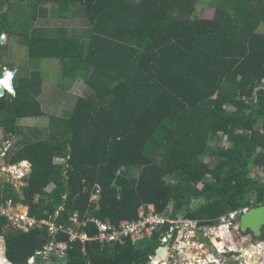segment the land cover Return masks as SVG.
<instances>
[{
	"label": "trees",
	"instance_id": "obj_1",
	"mask_svg": "<svg viewBox=\"0 0 264 264\" xmlns=\"http://www.w3.org/2000/svg\"><path fill=\"white\" fill-rule=\"evenodd\" d=\"M201 4L213 8L211 18L196 16ZM48 18L86 25L69 34L37 24ZM262 24L264 0H0V36L16 37L29 58L60 61L57 95L78 79L87 88L67 115H50L46 137L18 125L46 116L37 100L40 71L24 79L16 72L14 92L0 97L2 139L10 142L0 154L6 166L30 164L24 185L0 181V206L11 199L29 216L64 226L77 212L78 231L90 238L50 236L44 226L17 231L0 215L6 259L45 264L37 252L55 242L65 244V264H142L158 232L100 244L87 219L118 224L139 219L140 208H172L173 218L181 212L212 225L264 204V178L249 176L264 172ZM5 68L14 67L0 57V77Z\"/></svg>",
	"mask_w": 264,
	"mask_h": 264
},
{
	"label": "rangeland",
	"instance_id": "obj_2",
	"mask_svg": "<svg viewBox=\"0 0 264 264\" xmlns=\"http://www.w3.org/2000/svg\"><path fill=\"white\" fill-rule=\"evenodd\" d=\"M196 16L202 17V18H211L213 15V8L204 4H201L197 7L196 10ZM37 24L39 25H59L62 27H65L68 30L69 34H78L80 33L81 30L85 27V23L81 18H76V19H65V20H59V19H54V18H48V19H40ZM258 31H263L264 32V24L260 25L258 28ZM2 37V41L0 44L5 43L6 48L4 50H0V57L3 61L4 64H6L8 67H14L18 74L22 76V79H24V73L27 72V68L31 67L32 69H38L42 73V78L43 79V86H42V93L39 96L40 101L43 104V110L47 113L48 111L56 115V117H63L68 114V112L71 109V105L73 103V100L76 96L82 95L86 91V86L81 80H77L73 86H71L69 89L64 90L62 92L63 97L55 98V94L59 90L60 83H63V78L61 75V69H60V61L57 59H32L29 58L26 54V48L23 44L20 43V41L15 37V38H10L8 36H0ZM12 65V66H11ZM13 68V69H14ZM4 76V73L0 78ZM262 84L264 86V80H262ZM57 100V101H56ZM231 108V107H230ZM49 115H46L44 117L40 118H28L24 117L18 121L19 127L23 130V132H28L31 130L34 126L40 127L41 131L44 129L47 133L48 127H49ZM54 119V118H53ZM2 131L0 128V146H1V151H4L3 144V139H2ZM47 135H44L46 137ZM221 143H226L225 142V137L221 139ZM6 145V143H5ZM7 146V145H6ZM5 146V148H6ZM5 159L2 157V153L0 154V181L7 180L12 178L11 183H13L15 186H21L24 185V180L27 176V174L30 171V166H25L21 162L15 166H6L5 165ZM207 161V158H205ZM262 176L261 178H264V172L258 169H253L252 171L249 172V176L255 177V176ZM250 198L251 202L255 200V195L253 193H250ZM198 203V199H192L190 206L194 207ZM249 208V207H247ZM19 210H26V208L22 209L19 207ZM142 208L139 209V217L142 214ZM181 213V212H179ZM182 214V213H181ZM237 223V220H236ZM201 230V229H200ZM197 232L195 234V237L189 240V245L185 250H183V253L179 256H177V259L179 262L182 261H187V263L190 264V261L193 264H196L197 261L196 259H193L194 257H198L200 253V242L202 241L203 233L207 234L208 237H213L215 233L217 232L218 236H221L220 232H225L227 235V238H224V242L226 245L229 246H234L235 248L239 250H246L249 251L250 249L247 250L248 243H249V237L246 235H242L239 233L238 227L234 228L231 226L228 229L223 228L219 232V222L217 221L216 224H212L210 226H204L202 230ZM262 232L264 234V228L262 229ZM224 236V235H223ZM220 238V237H218ZM222 241V238H220ZM213 240V239H212ZM141 241V240H139ZM137 242V241H136ZM214 244H218V240L213 241ZM218 242V243H217ZM254 244L257 243V251L254 252L250 250L253 254L252 258L254 261V264H264V240H262V237L260 239H254L252 241ZM159 243V241H156V244ZM199 243V244H198ZM3 239L0 237V264H10L8 263L5 258L3 257ZM142 246V245H141ZM140 246V247H141ZM259 246V249H258ZM155 246L152 247L148 251L149 254H153L155 251ZM261 249V251H260ZM141 257V256H140ZM146 260V258H145ZM258 262V263H257ZM141 264V259H138L137 263ZM200 263V262H199ZM50 264V263H49ZM185 264V263H182ZM241 264H244L241 263Z\"/></svg>",
	"mask_w": 264,
	"mask_h": 264
},
{
	"label": "built area",
	"instance_id": "obj_3",
	"mask_svg": "<svg viewBox=\"0 0 264 264\" xmlns=\"http://www.w3.org/2000/svg\"><path fill=\"white\" fill-rule=\"evenodd\" d=\"M2 36L4 35L2 34ZM171 209H168V213L150 212L144 214L142 212L139 219L130 221L122 220L118 224H112L109 221L102 222L94 218L88 219V221L95 224L97 231L93 239L100 244H123L127 237L132 242H136L143 240L152 232H158L159 243L155 251L160 250V253L156 254L154 258L150 257L149 262L153 264H175L176 257L181 255L183 250L187 248L189 240L193 238L194 234L199 232L200 229L202 230L204 226L210 225L202 226L198 220L187 218L181 213L175 214L173 218L170 216ZM247 209V207L241 208L220 216L218 218L219 232L223 228L228 229L231 226L233 228L234 226L235 228L238 227L236 220ZM0 215L6 216L8 225L17 231L21 230L26 232L36 226H44L47 228L50 236H56L59 232H62L67 233L70 236V240L78 239L82 243L90 240L85 232L78 231L81 222L79 221L77 212H74L69 217L71 225H58L50 218L35 219L29 216L26 210H19L18 204L8 199L4 205L0 206ZM44 247V250L37 252V255L43 256V259L46 261L45 264H49L52 261L51 255L55 257L54 263L52 264H65V244L50 242ZM28 262L33 264L34 258H29Z\"/></svg>",
	"mask_w": 264,
	"mask_h": 264
},
{
	"label": "flooded vegetation",
	"instance_id": "obj_4",
	"mask_svg": "<svg viewBox=\"0 0 264 264\" xmlns=\"http://www.w3.org/2000/svg\"><path fill=\"white\" fill-rule=\"evenodd\" d=\"M237 224H238V219H237ZM195 234H194L193 238L195 237ZM220 234H221V236H218L217 232H216L215 235H213V237L211 238V237H208L207 234L203 233L202 241L200 242L199 256L198 257L193 256V259L194 260L196 259V261H197L196 264H241L243 262H244V264H254V261L252 258L253 254L250 250L254 251L255 253L258 251L256 250L257 247H253L254 243L252 241H254V238L252 237V235L249 232L242 234V235H246L247 237H249V243H248L249 247L247 248V250L250 249L249 251L239 250V249L235 248L234 246L231 247L229 245H226V243L224 242L223 239L227 238L228 234H226L225 232H220ZM262 236H263V232H262ZM218 237L222 238V241ZM215 238H216V240L219 239L218 240L219 243L217 242L218 244H214L213 241L215 240ZM255 245H258V244L255 243ZM258 249H259V246H258ZM260 251H261V249H260ZM155 256H156V251H154L153 254L146 255L145 256V258H146L145 262H149L150 257L154 258ZM186 259H185V261L179 262L177 257H176L175 264H182V263L189 264V263H187ZM144 263H142V264H144ZM134 264H136V263H134ZM138 264H140V263H138ZM190 264H193V263L190 261Z\"/></svg>",
	"mask_w": 264,
	"mask_h": 264
},
{
	"label": "water",
	"instance_id": "obj_5",
	"mask_svg": "<svg viewBox=\"0 0 264 264\" xmlns=\"http://www.w3.org/2000/svg\"><path fill=\"white\" fill-rule=\"evenodd\" d=\"M2 37H0V40ZM12 73V78L16 73V69L10 70ZM5 89L2 85H0V96L4 93ZM70 152V147H68V153ZM22 164L25 166H30L27 161H22ZM264 228V204H260L257 206H253L248 208L238 217V230L239 233L245 234L249 232L254 239H260L262 237V229ZM219 240V239H217ZM253 247H257V245L253 244ZM160 253V250L156 252V254ZM27 264H31L27 262ZM144 264H153L150 262H145Z\"/></svg>",
	"mask_w": 264,
	"mask_h": 264
},
{
	"label": "crops",
	"instance_id": "obj_6",
	"mask_svg": "<svg viewBox=\"0 0 264 264\" xmlns=\"http://www.w3.org/2000/svg\"><path fill=\"white\" fill-rule=\"evenodd\" d=\"M39 21V20H38ZM39 25V24H38ZM3 35H5V34H3ZM5 37H6V35H5ZM2 41V39L0 40V42ZM27 53V52H26ZM27 55V54H26ZM9 70V69H8ZM27 72H29V71H31V70H37V71H39L38 69H32L31 67H29V69L27 68ZM10 71V70H9ZM17 72V71H16ZM4 73V72H3ZM2 73V74H3ZM24 74H25V72H23ZM41 73V72H40ZM16 74V73H15ZM2 76V75H1ZM15 76V75H14ZM42 73H41V80H42V82H41V85H40V94L42 93V86H43V79L44 78H42ZM13 79V78H12ZM12 79H11V86H12ZM78 80H81V79H78ZM77 81V80H76ZM76 81H74V82H72V85L71 86H73V84H75V82ZM82 81V80H81ZM13 87V86H12ZM14 92V91H13ZM59 92L57 91V93L55 94V98H57V100L59 99V98H61V97H63V94H62V96H59V95H57ZM4 94V93H3ZM2 94V95H3ZM40 94L37 96V100H38V102L40 103V106H41V109L43 110V104H42V102L40 101V99H39V96H40ZM1 95V96H2ZM0 96V97H1ZM75 99V98H74ZM56 100V101H57ZM73 102H74V100H73ZM73 104V103H72ZM72 106V105H71ZM44 111V110H43ZM44 113H46L45 111H44ZM46 115H52V116H55L56 117V115H53V114H51L49 111L46 113ZM28 118H33V119H36V118H40V117H28ZM33 128H38L39 129V132L41 133V135H47V133H48V131H47V133H46V131L43 129L42 131H41V128L40 127H36V126H34ZM9 144H10V142L8 141V143H6V145L4 144V148L3 149H5L4 151H2V152H5L6 151V149L8 148V146H9ZM5 146H6V148H5ZM8 181H12V178H10V179H7ZM7 180H5V181H7ZM24 184H25V181H24ZM52 189V186L50 185V186H48V187H46L45 188V190L46 191H50ZM95 197L94 196H92L91 197V199H94ZM8 200V199H7ZM15 204H18L19 205V207L20 208H26V211H27V213H28V208L25 206V205H23V204H21V203H15ZM2 206V205H1ZM88 219H93V217L92 218H88ZM87 219V220H88ZM81 225H82V222H81ZM10 227V226H9ZM81 227V226H80ZM11 228V227H10ZM12 229V228H11ZM4 245V244H3ZM3 257L5 258V260L8 262V263H10L7 259H6V257L4 256V249H3ZM52 263H54V258H52V261L50 262V264H52ZM11 264V263H10Z\"/></svg>",
	"mask_w": 264,
	"mask_h": 264
},
{
	"label": "clouds",
	"instance_id": "obj_7",
	"mask_svg": "<svg viewBox=\"0 0 264 264\" xmlns=\"http://www.w3.org/2000/svg\"><path fill=\"white\" fill-rule=\"evenodd\" d=\"M4 72V76L2 79H0V85L3 86V88L5 89L6 92H9V93H13L14 89L13 87L11 86V79H12V73L7 69L5 68L3 70ZM7 89V90H6ZM4 91V92H5ZM235 211V210H234ZM243 213V212H242ZM241 213V214H242Z\"/></svg>",
	"mask_w": 264,
	"mask_h": 264
}]
</instances>
